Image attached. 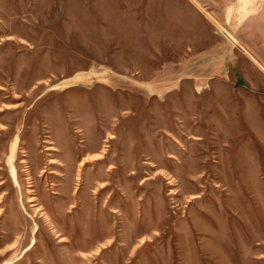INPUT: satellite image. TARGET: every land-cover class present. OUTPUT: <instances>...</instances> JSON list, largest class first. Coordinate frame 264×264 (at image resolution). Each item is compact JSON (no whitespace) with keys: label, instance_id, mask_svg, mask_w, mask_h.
Listing matches in <instances>:
<instances>
[{"label":"rangeland","instance_id":"obj_1","mask_svg":"<svg viewBox=\"0 0 264 264\" xmlns=\"http://www.w3.org/2000/svg\"><path fill=\"white\" fill-rule=\"evenodd\" d=\"M0 264H264V0H0Z\"/></svg>","mask_w":264,"mask_h":264},{"label":"bare ground","instance_id":"obj_2","mask_svg":"<svg viewBox=\"0 0 264 264\" xmlns=\"http://www.w3.org/2000/svg\"><path fill=\"white\" fill-rule=\"evenodd\" d=\"M3 88V87H2ZM53 148L52 147H48L47 150H52ZM50 162H54L53 160H51ZM21 163L23 164H27L28 162L27 161H21ZM48 164V163H47ZM55 164V163H54ZM24 167V166H23ZM49 167V166H48ZM79 168H82V167H79ZM28 169V168H27ZM78 170V169H77ZM30 171V170H29ZM27 172V171H26ZM43 172V169L40 168V170L38 171V174H41ZM50 173L49 174H57L56 172L54 171H49ZM81 172V171H80ZM26 174V173H25ZM28 174V173H27ZM30 174V173H29ZM29 174L27 176H29ZM59 174V173H58ZM57 174V175H58ZM60 175V174H59ZM77 175H78V172H77ZM80 175V174H79ZM40 176V175H39ZM80 177V176H79ZM30 179V178H28ZM76 179V178H75ZM78 181V180H77ZM28 183V182H27ZM102 184H100L99 186H101ZM30 187H32V185H29ZM103 188V187H102ZM29 194H32L31 196L28 197L27 199V202L30 203V207H34V212L36 214H39V215H43L44 214V219L46 217L45 213L43 212V210H46V208L44 207L43 204H41L38 200V197H37V192L35 189H29L27 191ZM95 193V192H94ZM33 194H35L36 196H34ZM96 194V193H95ZM97 194H98V191H97ZM96 197V196H95ZM49 225V224H48Z\"/></svg>","mask_w":264,"mask_h":264}]
</instances>
